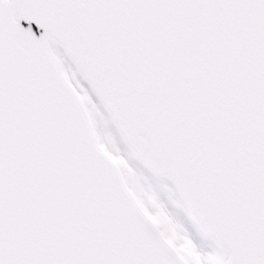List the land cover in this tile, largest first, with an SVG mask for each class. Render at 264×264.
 Here are the masks:
<instances>
[{"label": "snow or ice", "instance_id": "snow-or-ice-1", "mask_svg": "<svg viewBox=\"0 0 264 264\" xmlns=\"http://www.w3.org/2000/svg\"><path fill=\"white\" fill-rule=\"evenodd\" d=\"M0 264H264V0H0Z\"/></svg>", "mask_w": 264, "mask_h": 264}]
</instances>
